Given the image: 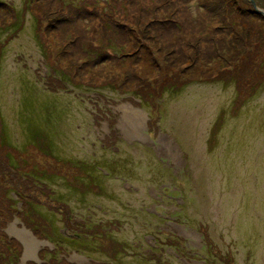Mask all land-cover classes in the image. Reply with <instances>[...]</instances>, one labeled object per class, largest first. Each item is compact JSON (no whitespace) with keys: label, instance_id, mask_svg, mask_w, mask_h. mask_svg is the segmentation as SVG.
Masks as SVG:
<instances>
[{"label":"rangeland","instance_id":"obj_1","mask_svg":"<svg viewBox=\"0 0 264 264\" xmlns=\"http://www.w3.org/2000/svg\"><path fill=\"white\" fill-rule=\"evenodd\" d=\"M229 1L0 0V264H264V0Z\"/></svg>","mask_w":264,"mask_h":264},{"label":"bare ground","instance_id":"obj_2","mask_svg":"<svg viewBox=\"0 0 264 264\" xmlns=\"http://www.w3.org/2000/svg\"><path fill=\"white\" fill-rule=\"evenodd\" d=\"M133 114H134V118H131V120L129 121L128 124L126 122L122 121L121 126L125 129V131L127 130L128 132H132V134L136 135V131H137V133L139 131L138 130V124H140L142 122L143 116L139 112H136V111H134ZM141 137L146 138L145 136L142 135V133H141ZM168 152L175 159L177 156H179L178 155L179 153L174 154V152L170 148H168ZM14 231H15V234L17 236H20L21 239L25 242L26 257L29 256L30 254H33V250L40 245V242H38L34 238V236L26 229L25 230H19L16 227H14Z\"/></svg>","mask_w":264,"mask_h":264},{"label":"trees","instance_id":"obj_3","mask_svg":"<svg viewBox=\"0 0 264 264\" xmlns=\"http://www.w3.org/2000/svg\"><path fill=\"white\" fill-rule=\"evenodd\" d=\"M255 2H256V4L258 3L256 0H254ZM243 2V3H242ZM237 3H239L240 4V2L238 1H235V0H230L229 1V9H231V7L232 6H234V8H236L237 7ZM241 3L242 4H250L251 6H252V3H251V1L250 0H241ZM242 4H240V6H242ZM257 6H258V4H257ZM264 6V5H263ZM253 7V6H252ZM254 9V8H253ZM239 11H240V9H239ZM236 12H238V9L237 10H233V14H236ZM226 15H224V16H221V20H222V22L220 21V25H224L225 23H227L228 21H229V15H230V12H228V14H227V11L226 12H224ZM243 14H248V15H252V16H254V17H258L259 19H262L261 18V16H260V14L259 13H252V12H248L247 11V13H244V12H242L241 13V16H243ZM220 15H221V13H220ZM231 16H236V15H232L231 14ZM227 18V19H226ZM230 27V26H229ZM228 27V28H229ZM229 30H233V28L232 29H229ZM15 31H19V26L16 28V30Z\"/></svg>","mask_w":264,"mask_h":264},{"label":"water","instance_id":"obj_4","mask_svg":"<svg viewBox=\"0 0 264 264\" xmlns=\"http://www.w3.org/2000/svg\"><path fill=\"white\" fill-rule=\"evenodd\" d=\"M253 3V5L256 7V4H255V2H252ZM259 13H261V14H263L264 15V11H259Z\"/></svg>","mask_w":264,"mask_h":264},{"label":"flooded vegetation","instance_id":"obj_5","mask_svg":"<svg viewBox=\"0 0 264 264\" xmlns=\"http://www.w3.org/2000/svg\"><path fill=\"white\" fill-rule=\"evenodd\" d=\"M152 253H154L155 251H154V249H152V250H150Z\"/></svg>","mask_w":264,"mask_h":264}]
</instances>
